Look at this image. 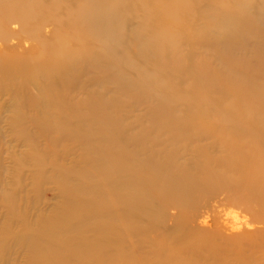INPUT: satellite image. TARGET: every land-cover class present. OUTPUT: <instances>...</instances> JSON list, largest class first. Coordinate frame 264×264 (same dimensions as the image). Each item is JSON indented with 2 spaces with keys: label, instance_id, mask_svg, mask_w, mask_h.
Here are the masks:
<instances>
[{
  "label": "bare ground",
  "instance_id": "6f19581e",
  "mask_svg": "<svg viewBox=\"0 0 264 264\" xmlns=\"http://www.w3.org/2000/svg\"><path fill=\"white\" fill-rule=\"evenodd\" d=\"M199 1L0 0V46L14 48L25 42L7 45L12 24L20 25L22 32L43 46L29 53H0V98L13 102L12 111L24 112L9 127L18 126L20 139L30 142L34 151L43 148L46 156L55 154L48 164L55 175L59 173L64 187L73 184L64 180L66 167L59 162L74 147L86 155L83 167L75 172L85 175L92 170L101 177L94 192L88 184L76 186L87 204L76 207L74 198L69 200L76 221L64 230H59V224L52 228L55 244L44 247L48 258L67 259L70 253L71 260L92 258L96 249L83 246L85 241L105 235L128 248L109 264H127L131 256L138 257V264H189L187 258L180 260L181 253L204 258L207 245L196 249L185 244L211 235L203 228H191L194 215L186 211L201 194L213 195L223 187L234 190L238 199L256 202L263 217L254 219L264 223V0L257 4L229 0L225 13L213 7L222 0H203L208 7L197 9V19L205 29L196 24L190 10L191 3ZM47 26H52L49 36L44 34ZM183 46L188 47L187 53ZM94 71L99 76H92ZM133 71L135 77H130ZM106 81L115 83L114 91L127 94L130 101L105 99ZM175 81L187 89L178 88ZM96 84L101 91L90 88ZM80 91L88 96L72 108ZM207 93L221 97L231 123L239 121L207 125L208 112L200 105ZM172 97L185 103L182 118L168 103ZM144 102L148 118L161 121L166 132L119 128L123 121L119 108L134 103L132 108L126 106L125 117ZM195 115L202 118L192 125ZM245 122L249 129L244 128ZM32 159L36 167H44L45 162ZM39 172V177L46 176ZM130 172L144 175L133 177ZM101 202L97 210L91 206ZM82 213L85 216L79 217ZM50 226L44 230L50 231ZM65 231L78 237L57 236ZM89 231L92 234H85ZM130 231L138 237L131 247L123 241ZM42 235L27 233L25 238L35 244ZM170 238L173 244L166 243ZM78 243L83 245L68 249ZM242 243L233 261L223 260L225 264H264V257L247 255L255 250L264 256V230L246 234ZM145 247L153 250L144 252ZM42 249L39 245L36 251ZM210 249L208 254L220 261L233 254ZM168 253V258L163 257Z\"/></svg>",
  "mask_w": 264,
  "mask_h": 264
},
{
  "label": "rangeland",
  "instance_id": "374dc122",
  "mask_svg": "<svg viewBox=\"0 0 264 264\" xmlns=\"http://www.w3.org/2000/svg\"><path fill=\"white\" fill-rule=\"evenodd\" d=\"M254 2L257 4V0H254ZM191 6L192 7L190 10L192 9V17L194 21L196 24H199V26H204V24L199 21V19H197V9L204 8L207 10L206 8L208 7V4L201 0L199 2L191 3ZM213 7H215L216 10L218 9L220 13L221 11L225 13L230 9V1H219ZM132 22L133 21H130V27L133 26ZM51 27L52 26H47L44 29V34L46 36H49ZM10 29L12 31V35L7 42L8 46L20 40H25V42L21 43V45L14 46V48H5L3 45H1L0 53H29L31 49H37L39 46L43 48L42 44L40 45V42H37L36 37L32 38L25 32H22L20 25L12 24ZM203 29H205V26ZM182 49H184V53L188 52V47L185 46ZM91 75L95 77L99 76L98 72L96 71H94V75ZM130 77H135L134 71L132 74H130ZM186 79H188V81H186L188 84H193V81L191 82L189 78L186 77ZM176 83L178 88L187 89V87L184 85H179L178 81ZM113 84L115 85V83H107V81L105 82V86L107 87L105 90V99L119 98L122 99L123 103L130 101L127 94L116 93V91H114L116 89V85L114 86ZM97 86V84L92 85L90 88L95 89V91H101V88ZM87 96L83 91L77 93L75 96L76 98L73 100L74 106H72V108H75L76 105H79V99L83 100ZM205 97L200 99V105L203 106L201 108H203L205 112H208V117H206L207 125H216L217 127L229 126L234 125V123L239 121L238 119V121H233L234 123H231V117H225L226 114L223 112L224 107L222 106V102L220 100L221 97H219L217 94L212 95L207 93ZM188 101H191V99ZM211 102L215 104L213 105ZM168 103L177 116L180 118L184 116L186 109L184 101L177 97H172ZM133 104L134 103H127L126 106L132 108ZM198 104L199 103H197V105ZM12 106H14L13 102H9L7 98H0V264H101L102 262L109 264L110 261L112 262L113 260L115 261L120 258L118 253L120 251H126L128 248L125 249L122 246H118V242H116L112 237H108L106 235L105 238L100 240L97 239L90 242L85 241L84 245L83 243H78L71 245V247L68 246V249H76L77 246L81 247L82 245L85 247L95 248V253L92 255L88 254L91 255L92 258L86 257L81 260L78 258L71 260V253L68 254L69 257L67 259H62V257L48 258L49 253L45 252L44 247L50 242L55 244V241L53 240L55 237V231L53 229H56V225L59 224V230H64V226L67 227L76 221L77 216L75 215L74 211L69 210V200L74 198V201L72 200L71 202H74V206L76 207L87 204L84 200L85 195L83 192L78 190L76 186L81 187L82 183L85 185L88 184L89 188H94L91 191L94 192L98 190L96 183H98V180L101 177L98 176L97 172L92 170L88 171L85 175L84 173L78 174V172H75V169L82 166L83 158H86V155L80 149L74 147V149L71 148L68 151V154L70 153L69 155H67L65 158H60L61 162L59 163L66 167L64 168L65 170L62 171V176L65 181L67 180V182H69V180H71V185L73 184L71 187H64L60 181V177H57L59 173L55 175V170L48 164L54 161L55 154L46 156V152L44 151L45 149L43 148L41 151H34V149L29 146L30 142L20 139L22 135L19 132L18 126H16V128L13 130L9 127V122L14 120L13 118L18 120L20 115L24 113L18 110L17 112L15 110L12 111ZM126 106L119 108V114L121 118H123L121 119L123 120L122 123L118 125L120 129L124 131L131 129V132H136L139 130V128L148 127L152 131L155 130L157 133L166 132L165 125L161 121H157L155 123L153 120L148 118V103L144 102L139 104L135 107L132 114H126L127 116L124 117L123 112H126ZM124 108L125 110H123ZM217 111L220 115L217 113ZM221 114L224 115V117ZM16 115L18 116V119L15 117ZM195 118L197 119H194V122H191L192 125L198 123L202 117L200 118L199 116L195 115ZM226 118H228L229 121ZM219 119H222L223 123H221ZM216 120L217 123L215 122ZM243 124L245 125V127L243 125L244 128H250V124L248 122ZM51 135L53 137L55 136L54 133H51ZM41 146H45L44 141H42ZM71 152L74 153L71 154ZM36 157L42 162H45L44 167H36V163L32 159H36ZM37 169L41 170V174L43 173L46 176L44 177L42 175L43 177H39L40 172ZM130 174L133 177L136 176L135 174H137V176L144 175L143 172H130ZM52 175L55 177H51ZM219 190V192L213 195L201 194L196 198L193 206L188 209V211H186L189 215H194L192 223H189L190 227L203 228L205 231H208L209 235L211 236L191 238L189 239L188 243H184L185 245L191 244L196 249H200L203 245H207L208 248L205 249L204 255H202L204 258H199L197 256L193 257L195 254L191 255L184 253V255L181 253V261H184V259L187 258V260H185L189 264H192V262L198 264L201 261L207 264L210 261L212 263L209 264H216V262L217 264H225L223 260H225L226 263L233 261L232 258L234 257V253L240 251L243 248L242 241L244 240L246 234L257 230H264V223H260L254 219L257 216L263 217V215L260 214L261 210L259 209V206L256 202H248L236 198L234 195V190L225 189L224 187ZM87 194L92 193L88 192ZM101 205L102 202L91 204L95 210L101 207ZM82 216H85V214L82 213L79 215V217ZM49 224H52V227L50 226V231H45L46 226ZM105 224L113 227L115 225L118 228L120 227L119 223L114 224L112 221H105ZM92 231H89L85 234H92ZM27 233H29V236L40 233H44V235H42L41 238L35 242V244H30L28 242V238H25ZM128 233L129 235L126 236L128 239L123 241L129 242L130 247L131 245H137V243H133V240L137 242L138 237L133 236V231ZM57 236L62 238L63 236H66L63 240L78 237L76 233H66V231L65 233L57 234ZM146 237L149 238L148 236ZM165 241L166 243H174L173 238ZM39 245L43 247V252L42 250L39 253L36 251ZM211 247L230 251L233 254H231L227 259L223 258L220 261L208 254L211 251ZM58 248L59 247L56 246V249ZM103 249L105 250L103 251ZM148 250H153V247L144 248V252H147ZM247 255L250 258L264 257L255 250L248 251ZM169 256L170 253L163 255L165 258H168ZM137 260L138 257L131 256V258L126 261V263L138 264ZM189 260H191V262ZM114 264H121V262Z\"/></svg>",
  "mask_w": 264,
  "mask_h": 264
}]
</instances>
